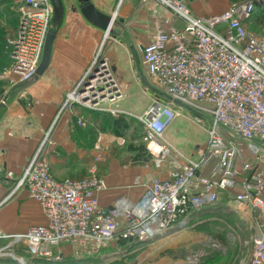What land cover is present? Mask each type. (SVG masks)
Here are the masks:
<instances>
[{"label": "built area", "instance_id": "obj_1", "mask_svg": "<svg viewBox=\"0 0 264 264\" xmlns=\"http://www.w3.org/2000/svg\"><path fill=\"white\" fill-rule=\"evenodd\" d=\"M21 1V21L10 41L11 62L4 75L10 83L34 76L54 17L51 0ZM142 1L170 13L161 17L140 50L149 81L165 97H154L138 116L150 164L161 174L134 179L129 187L142 188L137 199L123 195L104 206L99 200L107 189L104 177L53 176L44 151L46 143H53L49 129L9 194L25 189L41 207L45 222L24 231H0V257L13 261L0 264L60 261L71 250L93 253L114 238L151 241L184 227L194 213L221 198L248 229L236 264H264V32L246 27L255 0L231 3L207 16L194 14L183 0ZM95 62L96 57L89 66ZM98 66L85 90L80 92L77 83L58 113L72 95L73 101L75 97L91 105L118 98L106 60ZM184 112L198 125L208 124L203 126L206 141L190 154L165 136ZM76 123L84 124L81 118ZM6 174L12 176L11 171ZM205 240L211 250H226L215 237ZM207 254L204 247L193 249L185 262L197 264Z\"/></svg>", "mask_w": 264, "mask_h": 264}, {"label": "rangeland", "instance_id": "obj_2", "mask_svg": "<svg viewBox=\"0 0 264 264\" xmlns=\"http://www.w3.org/2000/svg\"><path fill=\"white\" fill-rule=\"evenodd\" d=\"M183 1L189 5L188 0ZM198 1L205 3L207 0ZM221 1L216 7H228L231 3L242 0ZM255 2L263 4L247 20L246 27L248 31L262 33L264 0ZM136 4L137 11L125 16L123 25L126 38L122 42L125 46L112 42L111 35L116 30L113 26L116 27L118 24L115 15L109 35L104 31L105 36L109 37L104 39L103 36L95 54V65L99 64L101 56L106 60L119 90L118 98L112 101L105 100L96 105L89 102L84 104L77 100L80 101L79 104L73 99H68L66 107L56 115L57 119L62 113L68 114L72 137L59 147L55 145L54 140L53 143H46L44 146L48 161L52 155L58 157L57 161L49 162L58 168L57 173L53 172L54 176H58V172H63L62 177L78 179L96 174L110 180L112 187L118 188L128 182L125 185L128 188L136 177L149 179L156 175L146 152L145 128L138 116L150 105L154 97L158 96L160 99L165 97L151 84L138 52L133 56L129 44L135 43L136 40L135 24H148V21L142 19L160 8L151 9L142 0H136ZM21 7V0H0V86L3 88L10 83L4 75L11 62L10 41L17 34L21 21ZM114 12L111 10L104 13L112 16ZM156 15L155 19L152 18L150 29L152 32L155 31L161 17L165 16L158 13ZM90 67V70H93L95 66ZM141 74L146 76L148 85L141 81ZM189 117L192 116L186 112L176 116L173 124L166 129V136L170 142L186 154L203 146L206 141L203 126H208L207 123L198 125ZM78 118L84 122L83 125L76 123ZM48 147L49 151H46ZM247 235L248 229L244 227L242 220L225 205V198H221L212 207L194 213L184 227H174L157 239L130 242L114 238L105 241L100 249L93 253L71 250L60 261L36 258L26 259V264H187L185 257L193 249L201 247H204L208 254L197 264H236L242 252L244 253L240 241ZM207 237L218 239L226 250L223 252L205 247ZM3 262L13 261L0 257V263Z\"/></svg>", "mask_w": 264, "mask_h": 264}, {"label": "crops", "instance_id": "obj_3", "mask_svg": "<svg viewBox=\"0 0 264 264\" xmlns=\"http://www.w3.org/2000/svg\"><path fill=\"white\" fill-rule=\"evenodd\" d=\"M62 1L63 8L58 9L56 13L54 11L51 24L55 38L47 69L43 74L35 75L29 80L9 83L3 88L0 96L2 97L0 101V231H24L30 225L45 222L41 207L29 198L25 189H18L10 196L9 194L13 191L14 184L28 160L40 145L45 132L51 129L50 136L57 147L72 137L68 114L62 113L57 119L55 117L67 94L80 81L93 61L103 36L104 39L109 37L105 36L102 29L85 19L79 11L77 0ZM91 1L103 12L115 11L112 17L116 15V24H118L116 27L113 26L116 30L111 35L112 42L125 46L122 43L126 38L123 24L125 16L137 11L136 0ZM188 1V7L196 15L217 14L227 8L216 7L221 0H207L205 3H198V0ZM144 3L151 9L159 7L160 10L151 12L142 19L148 21V24H135L136 40L135 43L129 44L133 56H136L137 52L140 56L142 44L151 40L154 33L150 30L152 18L155 19L157 13L170 17V13L164 7L153 2ZM176 23L182 24L180 21ZM173 122L174 120L170 125ZM49 148H46V151H49ZM57 158L52 155L49 157V162L53 163L58 160ZM52 163H50L51 172L57 173L58 168ZM8 171L12 172L11 177L7 176ZM153 171L161 174L155 169ZM62 174L63 172H58L59 177L54 176L55 174L53 176L58 179L71 178L62 177ZM105 180L107 189L99 195L100 203L104 206L110 207L117 197L123 195L135 200L142 192L141 187L126 188L128 182L117 188L111 186L110 180Z\"/></svg>", "mask_w": 264, "mask_h": 264}, {"label": "water", "instance_id": "obj_4", "mask_svg": "<svg viewBox=\"0 0 264 264\" xmlns=\"http://www.w3.org/2000/svg\"><path fill=\"white\" fill-rule=\"evenodd\" d=\"M77 1L79 2V11L89 23L102 29L105 32H108V33L111 32V27L114 22L113 20V22L110 23V19L112 16L99 10L91 0H77ZM51 3L54 7L55 13L57 12L58 9L62 10L63 8L62 0H51ZM54 38H55V31L50 29L46 34L41 59L35 71L34 76L43 74L45 70L47 69L50 58H51ZM104 60H105L104 57L101 56L100 62H103ZM89 67L87 68L86 72L84 73L80 81L78 82L80 92H83L85 90V86L90 83L91 78H93L95 75L94 71L99 69L98 65H96L93 68L94 70H90L91 67L90 68ZM140 78L144 84H147V85L149 84L144 74H141ZM83 98L87 99V95H84ZM93 102H95V99L93 100ZM174 102L177 103L178 105H181V102L178 100H174Z\"/></svg>", "mask_w": 264, "mask_h": 264}, {"label": "trees", "instance_id": "obj_5", "mask_svg": "<svg viewBox=\"0 0 264 264\" xmlns=\"http://www.w3.org/2000/svg\"><path fill=\"white\" fill-rule=\"evenodd\" d=\"M263 3H258V2H255V6H254V10H253V12H252V14L250 15V17L247 19V20H249L255 13H256V11H257V8H260L261 6L260 5H262ZM264 7V6H263ZM2 93H3V87L2 86H0V96L2 95ZM121 240V239H120ZM123 241H125V240H123Z\"/></svg>", "mask_w": 264, "mask_h": 264}, {"label": "bare ground", "instance_id": "obj_6", "mask_svg": "<svg viewBox=\"0 0 264 264\" xmlns=\"http://www.w3.org/2000/svg\"><path fill=\"white\" fill-rule=\"evenodd\" d=\"M113 20H115V17H111V19H110V23H112ZM70 97H71V99H73V95L70 96ZM74 99H78V100H79V98H75V97H74ZM18 264H25V263H23V261H22V263L20 262V263H18Z\"/></svg>", "mask_w": 264, "mask_h": 264}]
</instances>
